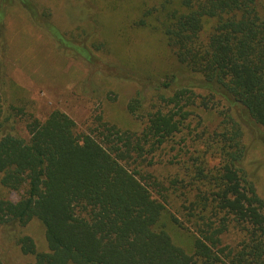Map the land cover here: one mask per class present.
I'll return each instance as SVG.
<instances>
[{"label":"trees","instance_id":"16d2710c","mask_svg":"<svg viewBox=\"0 0 264 264\" xmlns=\"http://www.w3.org/2000/svg\"><path fill=\"white\" fill-rule=\"evenodd\" d=\"M87 3L98 10L93 26L68 31L38 0H0V48L4 21L19 9L101 76L154 83L157 101L147 109L137 92L128 102L140 131L104 122L93 136L56 110L30 117L26 140L8 130L0 61V231L42 225L46 251L18 240L29 264H264V199L243 167L244 123L264 128V0ZM106 17L119 21L114 31ZM140 44L148 53L139 60ZM152 48L176 73L144 79ZM101 54L131 55L146 72ZM197 109L221 119L188 139ZM4 191L22 194L13 202Z\"/></svg>","mask_w":264,"mask_h":264},{"label":"rangeland","instance_id":"374dc122","mask_svg":"<svg viewBox=\"0 0 264 264\" xmlns=\"http://www.w3.org/2000/svg\"><path fill=\"white\" fill-rule=\"evenodd\" d=\"M38 1L52 11L53 23L61 30L70 31L78 26L89 30L93 26L92 17L98 15L97 9L88 7L87 0ZM104 21L111 25L113 31L119 22L110 23L108 17ZM4 38L6 50L0 48V61L6 80L3 91L5 114L9 119L8 130L28 140L26 125L30 117L42 122L56 110L72 119L79 131L93 136L98 135L104 122L116 124L121 130L140 131L143 128L144 120L129 115L127 104L139 92L147 99L148 109L152 102L157 101L154 83L146 86L125 76L121 80L101 76L84 61L61 52L47 34L37 30L24 12L16 8L8 13L4 21ZM136 52L139 60L146 55L145 52L148 53L143 44L136 48ZM157 52L158 49L152 48L148 54L154 58L148 72L131 55L122 59L108 54L100 56L108 61L110 58L119 60L129 70L150 74L143 77L145 80H164L176 69L169 54L158 56ZM213 110L197 109L183 134H188L190 139V135L204 129V126L213 128L221 119L216 113L218 109ZM244 124L246 154L243 167L253 177L258 194L264 199V128L253 125L251 121ZM180 149L176 148L172 156L178 154L177 150ZM154 173L159 178L163 175L159 168ZM3 193L13 202L18 201L22 194ZM21 237H29L37 251H46L44 228L38 221L32 220L25 226L17 225L0 231V264L31 263L32 258L22 254L18 246Z\"/></svg>","mask_w":264,"mask_h":264}]
</instances>
